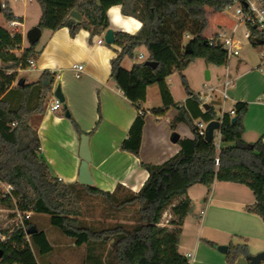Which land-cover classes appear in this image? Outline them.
<instances>
[{
	"label": "trees",
	"instance_id": "1",
	"mask_svg": "<svg viewBox=\"0 0 264 264\" xmlns=\"http://www.w3.org/2000/svg\"><path fill=\"white\" fill-rule=\"evenodd\" d=\"M36 1L41 11L37 27L52 32L66 28L71 37L81 30L87 31L90 38L105 33L109 29L106 11L112 6H120L123 16L141 23L135 34L113 33V45L119 51L110 61V79L138 110L145 102L147 87L152 85L159 90L162 107L158 111L177 107L166 84V78L173 73L179 75L185 93L191 95L183 71L194 60L201 59L216 67L227 64L225 52L220 46H209L203 34L208 27L207 10L221 13L231 0ZM71 12L79 13L81 19L72 18ZM1 13L6 22L20 21L8 7ZM247 29L254 46L264 43V32L252 25H247ZM21 43L19 33L0 27V183L11 187L9 194H0V204L10 210L48 216L50 225L73 240L75 246H86L85 264H189L179 254L178 242L182 223L192 211L186 192L193 185L210 186L218 181L247 187L254 203L245 210L257 215L264 226V143L262 139L252 144L242 140L245 103L235 104L234 116L224 114L221 120L217 166L212 142L197 135L189 110L179 108L171 128L184 123L193 139L178 140L179 152L161 165L141 163L148 178L138 192L117 186L107 193L78 183L64 184L54 178L41 156L37 133L28 125L32 115L43 113L54 78L43 72L36 83L14 86L16 70L25 69L26 60L38 55L34 51L37 44H28L17 56L15 51ZM186 44L190 54L184 52ZM139 47L145 48L146 61L156 63V67L140 62L125 70L122 61L133 58ZM190 101L198 109L197 98L193 96ZM205 110L193 118L202 122L216 119L211 106ZM144 119L145 114L135 118L121 150L139 155ZM78 190L102 198L115 211L136 206L132 222L101 229L83 226L78 220L82 214ZM120 193L122 196H118ZM167 210L171 218L166 226H161ZM2 235L5 240L0 241V264H37L33 249L41 256L51 251L45 233L32 226L29 219L24 220L23 227H14L11 233L3 231ZM243 252L245 248L229 245L226 264H233Z\"/></svg>",
	"mask_w": 264,
	"mask_h": 264
},
{
	"label": "crops",
	"instance_id": "2",
	"mask_svg": "<svg viewBox=\"0 0 264 264\" xmlns=\"http://www.w3.org/2000/svg\"><path fill=\"white\" fill-rule=\"evenodd\" d=\"M0 3L20 19L15 22V26L10 27L9 22H6L0 13L7 28L0 27L22 36L21 47L15 51V54L20 56L28 47L25 37L27 31L37 27L41 16L40 7L36 0H0ZM29 12L33 14L31 20ZM223 13L224 11L213 14L207 10L208 27L203 34L204 38L227 32L234 26L233 23V26L229 27L227 19L222 17ZM106 16L109 29L113 33L135 34L141 26L136 19L123 16L120 6L108 8ZM103 35L104 33L90 38L87 31L81 30L71 37L66 28L55 32L41 30V36L34 49L38 55L30 58L34 67L27 65L25 69L16 70L17 74L24 72L29 75L21 79L24 84L36 83L43 72L50 73L52 78L56 74L60 76L58 80L53 79L43 113L34 114L28 120V125L37 133L41 156L54 178L60 179L64 184L77 183L81 164L80 136L84 134L88 136L91 159L88 170L93 181L92 187L107 193H112L117 186L133 193L138 192L148 178L141 163L161 165L179 152L177 142H171V134H177L178 140L193 139V134L186 124L177 123L171 128L178 115V109L189 110L194 125L200 122L201 119H194L193 116L206 110L204 107L201 109L199 105L196 109L190 99L201 90L218 87L225 78L233 84L228 91L229 106L225 108L224 105L225 110L237 103L247 105L242 121V140L252 144L262 139L264 143L262 47L254 46L251 39H242L239 56L230 58L226 65L221 66V77L216 70L213 75L211 73V69L220 67L207 65L201 59L192 62L201 60L206 66L208 78L205 76L204 83L198 90L187 82L191 95L185 93L183 86L177 92L172 89L171 82L177 73L166 78V84L177 107L158 111L162 107L158 87H147L145 102L139 109L145 112L139 155L121 150L120 146L127 138L139 110L124 97L110 79V61L115 58L119 48L113 44H98L97 39L103 38ZM138 55L145 59L148 57L145 48L139 47L135 49L133 58H125L122 61V67L129 71L134 64L140 63L136 60ZM78 64L83 66V71L81 77L76 79L72 66ZM56 86L60 87L63 101L60 102L59 110L50 111L48 108L54 100L52 91ZM150 96L154 98L153 103ZM218 105L211 106L215 116ZM66 113L69 117L65 116ZM186 197L191 201L192 211L182 223L178 252L185 258L187 254L191 255L189 264H226V253H220L217 250L219 246H226L227 251L229 245L245 248V252L240 253L233 264H249V257L264 251L263 222L257 215L245 210L254 203V196L247 187L214 181L210 186H191L187 189ZM170 218V211L167 210L161 226H166ZM32 226L37 229L35 225ZM40 231L45 233L49 243L46 230Z\"/></svg>",
	"mask_w": 264,
	"mask_h": 264
},
{
	"label": "rangeland",
	"instance_id": "3",
	"mask_svg": "<svg viewBox=\"0 0 264 264\" xmlns=\"http://www.w3.org/2000/svg\"><path fill=\"white\" fill-rule=\"evenodd\" d=\"M233 9H226L222 17L227 19L229 27L233 26L234 18L231 17L233 14ZM33 14L29 12V16L31 20V16ZM28 22V26H29ZM0 26L6 27V24L0 15ZM218 29H216L217 31ZM231 29L229 28L226 34L229 33ZM245 31V27L243 25L239 26L235 36L241 37L242 32ZM212 75L215 70L219 72L220 77L222 76V68L211 69ZM206 66L201 60H197L192 63L188 69L183 73L185 82L190 83L191 87L196 88L197 90L200 88L201 84L204 83V78L206 76ZM29 75L24 72H20L17 74L14 86L17 87L18 81L23 79V77H28ZM172 89L174 92H177L180 88H182V81L175 75L172 79ZM202 91V90H201ZM200 91V92H201ZM151 101L153 103V96H150ZM229 106V102L225 104V108ZM173 134H171V137ZM79 191V202L81 206L82 214L78 218L81 224L85 227H95V228H106L109 225L113 224H130L134 218L136 206L127 207L122 211L113 210L110 205H108L105 200L100 197L89 196L83 193L81 190ZM0 194L6 195L4 184L0 183ZM118 196H122L120 193ZM29 222L37 227L39 230H46L48 235L49 244L51 246V251L41 256L38 254L36 250L33 249V254L35 256L37 264H85V255H86V246L83 245L81 247L75 246L73 240H70L63 236L56 228H53L49 224V217L46 215H34L31 214L29 218ZM18 220L16 218V211L8 209L6 206L0 204V234L3 231L11 230L16 226ZM108 246L105 247L104 250H108Z\"/></svg>",
	"mask_w": 264,
	"mask_h": 264
},
{
	"label": "built area",
	"instance_id": "4",
	"mask_svg": "<svg viewBox=\"0 0 264 264\" xmlns=\"http://www.w3.org/2000/svg\"><path fill=\"white\" fill-rule=\"evenodd\" d=\"M2 8L4 5L1 4ZM226 9H233L234 13L231 14V17L234 18V26L231 28L228 34L225 32H219L214 35H211L205 38L206 42L209 46H220L221 49L225 52L227 60L230 58L239 56L241 48H242V39H249V31L247 29V25H252L259 31L264 32V0H231L230 5ZM15 22H10L9 26H15ZM243 25L245 27V31L242 32L241 37H236L235 34L239 28V26ZM98 44L104 43L103 38L97 39ZM262 53L261 59L264 61V43L261 45ZM137 61L144 62L146 61L142 55H138L136 58ZM26 64L33 68L34 63L31 59L26 60ZM74 78L79 79L81 77V73L83 71V66L78 64L72 66ZM59 74L54 76L55 79H59ZM232 81L225 78L221 81V84L218 87H210L206 90L200 92L199 94L194 95L198 102L199 107L202 109L204 106H215V104H219L218 111L216 112V119L213 121H217L219 123V128L213 131L212 135V145L216 153L215 157V166L218 165V154L221 147V130L220 124L224 114H228L229 116H234V106H231L230 109L225 110L224 105L227 101H229L228 91L232 88ZM54 91V90H53ZM52 91V95H53ZM61 108L60 102L54 98L53 102L49 106L50 111H57ZM145 112H138L139 115H143ZM209 122H198L195 124L197 129V135L204 138L205 136V128ZM58 181H61L58 179ZM5 191L7 194L10 193L11 187L5 185ZM31 213H22L16 211V218L18 223H16L15 228L23 227L24 220H28L30 218ZM13 229L9 230L11 233ZM5 240V236L0 234V241ZM187 259H191V255H186Z\"/></svg>",
	"mask_w": 264,
	"mask_h": 264
},
{
	"label": "water",
	"instance_id": "5",
	"mask_svg": "<svg viewBox=\"0 0 264 264\" xmlns=\"http://www.w3.org/2000/svg\"><path fill=\"white\" fill-rule=\"evenodd\" d=\"M2 9L3 8H2L1 3H0V13H1ZM70 16L72 18L78 20V21L81 19V15L77 12H71ZM40 36H41V29H39L38 27H33L27 31L25 37H26L28 44L35 45L39 41ZM103 40H104V43L106 45H112L114 43L113 31L108 29L103 35ZM184 52L186 54L191 53L189 44L185 45ZM144 65L151 67V68L156 67V63H153L150 61H145ZM207 78H208V76L206 74V79ZM23 85H24L23 80L18 81L17 86H23ZM44 85L47 86V82H44ZM53 97L55 99H57L59 102L63 101V97L61 95V91H60L59 86H56L55 90L53 91ZM204 108H206V106H204ZM65 116L69 117V114L66 113ZM232 121H234V118H232ZM218 128H219V123L217 121L209 122L205 128L204 140L207 142H211L213 131L218 129ZM178 139H179V136L177 134H173V136L171 137V142L176 143L178 141ZM79 158L81 159V164H80V168H79L77 183L80 185H83V186H92L93 181L91 179V176H90L89 170H88V164L90 163V160H91L90 159V152H89V148H88V136L84 135V134L80 136ZM217 250L220 253L224 254L227 252V247L226 246H219L217 248ZM1 256H2V252L0 250V258H1ZM248 261H249V264H262V263H264V251L255 255V256L249 257Z\"/></svg>",
	"mask_w": 264,
	"mask_h": 264
},
{
	"label": "clouds",
	"instance_id": "6",
	"mask_svg": "<svg viewBox=\"0 0 264 264\" xmlns=\"http://www.w3.org/2000/svg\"><path fill=\"white\" fill-rule=\"evenodd\" d=\"M137 27H139V25H137Z\"/></svg>",
	"mask_w": 264,
	"mask_h": 264
}]
</instances>
